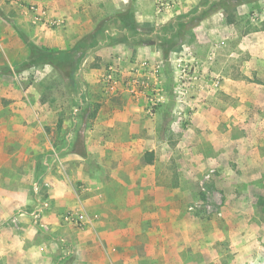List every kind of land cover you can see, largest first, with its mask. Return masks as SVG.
<instances>
[{
    "label": "rangeland",
    "instance_id": "obj_1",
    "mask_svg": "<svg viewBox=\"0 0 264 264\" xmlns=\"http://www.w3.org/2000/svg\"><path fill=\"white\" fill-rule=\"evenodd\" d=\"M214 1L0 0L7 241L33 217L44 244L67 247L58 264H264V0L205 15ZM98 28L75 91L51 66L26 65L27 42L67 49Z\"/></svg>",
    "mask_w": 264,
    "mask_h": 264
},
{
    "label": "trees",
    "instance_id": "obj_2",
    "mask_svg": "<svg viewBox=\"0 0 264 264\" xmlns=\"http://www.w3.org/2000/svg\"><path fill=\"white\" fill-rule=\"evenodd\" d=\"M210 0H205L206 5ZM245 0H216L210 3V6L205 10L204 14L208 15L218 9H226L232 4H241ZM121 24H124V19L118 18ZM230 20V19H229ZM186 24H179V30L177 33L170 37H165L160 43L161 52L164 57H168L169 53L177 48L183 40V31L186 28ZM129 30L137 31V24L133 22L130 25H126ZM99 28L95 30V33L87 35L78 40L72 47L67 49H49L40 47L32 42H27L30 50L29 61L26 65L39 66L48 65L57 70L61 77L67 80L68 88L70 92L76 90L78 82L76 81L75 71L79 68L81 62L85 58V53L88 47H92L97 43L95 39ZM9 71V70H8ZM147 162L153 161L152 154H148Z\"/></svg>",
    "mask_w": 264,
    "mask_h": 264
},
{
    "label": "crops",
    "instance_id": "obj_3",
    "mask_svg": "<svg viewBox=\"0 0 264 264\" xmlns=\"http://www.w3.org/2000/svg\"><path fill=\"white\" fill-rule=\"evenodd\" d=\"M136 4V2L134 3ZM135 11H136V5H134ZM134 16V15H133ZM134 22L137 24L139 22L137 18V14L135 13L134 16ZM114 23H117V25H121V22L119 19L114 21ZM119 27V26H117ZM115 34L117 29H115ZM129 29H128V34H129ZM44 204V205H43ZM41 204L40 206H43L47 208L48 204L45 202ZM44 213V214H43ZM47 211L42 210V214L45 215ZM38 215V214H37ZM36 215V216H37ZM3 216L2 213H0V218ZM149 217V216H148ZM121 218H131L132 222L135 224L138 222L139 218L138 217H131L129 214L121 216ZM147 218V217H146ZM35 218L33 217H24L21 222V228H22V233L20 236V243L18 245H15V243L9 242L6 239L5 234H3L2 231H0V257L7 256L10 257L11 259L14 258L16 259L20 264H58L57 263V258H61L63 255V251L67 248L64 246V244H57L55 240L56 237H51L49 236V240L46 244L43 243L42 241V230L38 231L39 227L36 225V221L33 220ZM164 216H161V220L155 219L152 221V225L159 226L160 229L155 235L156 238H158L159 245H161V248L164 246L163 242L165 238H168V233L164 231V229L169 228V222H166L164 226L163 222ZM101 223H99V226ZM59 228H52L51 231H54L56 233H59L58 231ZM99 229V227H98ZM38 231V232H37ZM40 232V233H39ZM104 235V234H103ZM153 236V234L151 235ZM51 238V239H50ZM61 238V236H59ZM63 239V238H61ZM119 245H124L125 247L129 244L135 243V241H130L129 238H120V241H117ZM70 247V246H69Z\"/></svg>",
    "mask_w": 264,
    "mask_h": 264
},
{
    "label": "built area",
    "instance_id": "obj_4",
    "mask_svg": "<svg viewBox=\"0 0 264 264\" xmlns=\"http://www.w3.org/2000/svg\"><path fill=\"white\" fill-rule=\"evenodd\" d=\"M105 81L110 84V89L113 90L117 87V81L112 77V73L105 75Z\"/></svg>",
    "mask_w": 264,
    "mask_h": 264
}]
</instances>
